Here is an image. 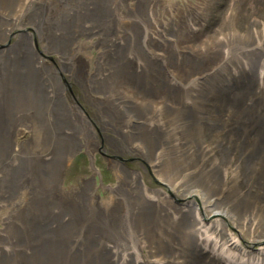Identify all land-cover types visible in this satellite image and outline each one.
Instances as JSON below:
<instances>
[{"label": "bare ground", "instance_id": "1", "mask_svg": "<svg viewBox=\"0 0 264 264\" xmlns=\"http://www.w3.org/2000/svg\"><path fill=\"white\" fill-rule=\"evenodd\" d=\"M140 1L150 10L158 0ZM21 3L11 11L12 14L0 11V21L13 23L30 7L38 5L42 8L38 13L46 14L41 22L52 27L47 28V35L54 38L56 33L52 31L56 29V20L71 15L65 6L52 5V0H22ZM26 5L29 6L24 8ZM108 5L113 10L117 8V2H108ZM122 5L125 6V1ZM233 5L237 7L238 0ZM142 6L145 10V5ZM45 7H48L47 12ZM176 8L177 4H174L169 11ZM188 8L198 14L194 5H188ZM156 11L161 18L168 14L163 8ZM180 17L186 19L185 22ZM170 20V26L176 31L180 29L179 24L194 29V24L199 23L187 15H174L167 22ZM233 23L229 19L228 31L218 32L215 38L204 35L205 40L198 50L187 51L179 44L178 36L166 38L171 41V48L166 52H170L168 57L146 55L149 61L153 60L152 71L142 64L143 60L135 63L132 51L125 54V49L130 47L112 49L120 44V30L109 40L110 58L117 60L110 74L117 73L119 63L124 61L130 69L121 68L123 77L132 80L145 95L155 88L157 90L151 93H157L160 87L164 93L162 101L133 100L127 90L122 91L117 84L108 86L106 91L98 89L102 97L96 96L91 85L97 87L103 81L100 79L108 73H103V69L100 73H82L87 78L86 91L103 108L104 115L113 124L115 138L121 139L120 144L151 156L148 168L163 186L146 185L139 170L131 169L125 174L112 160L119 180L111 198L103 203L98 200L95 186L82 185L66 190L61 185L65 162L54 163V159L42 155L43 161H50L54 166L57 191L50 196L52 202L42 207V214H45L41 224L35 226V245L24 241L28 235L26 221L16 209L20 201L14 199L12 207L5 210L1 217L4 226L0 227V239L3 240L0 241V264H10V261L18 264L24 248L37 250L36 256L39 249H44L39 260L46 261L44 264H264V21L253 20L242 32H237ZM6 25L1 31L9 35L11 29ZM177 34L184 37V33ZM19 36L22 37V33ZM155 37L161 40L157 33L144 28L142 44L147 38ZM135 43L133 38L131 44ZM166 59L169 61L165 62ZM43 62V59H37L32 68L37 69V64ZM180 63H190L194 67L186 73L176 67ZM209 63L213 64L210 68L207 67ZM166 65L174 66L176 74L165 70ZM199 65L204 75L193 71ZM106 77L103 79L111 85L110 77ZM45 91L47 93L41 95L50 97L53 94ZM135 101L146 106L144 112L136 114L135 108H128L127 112L123 109V105ZM71 107L70 110L67 107L69 117L89 128L85 117L81 113L72 114ZM203 112H206L205 116ZM10 119L0 113V135L6 144L12 134H9ZM130 128L144 132L140 142L129 132ZM68 133L73 134V131ZM15 135L23 136V127L18 128ZM4 146L9 150V145ZM86 150L92 156V148L86 146ZM91 169L94 168L91 166ZM170 193L180 202L172 209L165 199ZM31 194L32 191L24 194L28 197L26 203ZM160 203L169 207L163 208ZM8 204L0 202V207ZM37 233L42 241L37 240Z\"/></svg>", "mask_w": 264, "mask_h": 264}, {"label": "rangeland", "instance_id": "2", "mask_svg": "<svg viewBox=\"0 0 264 264\" xmlns=\"http://www.w3.org/2000/svg\"><path fill=\"white\" fill-rule=\"evenodd\" d=\"M21 1L0 0V11L12 14L16 8L22 5ZM122 1H125V6L122 5ZM234 1L158 0L157 5L152 6L149 10V7L140 0H99V2L98 0H61L60 2L52 0V5L54 4L56 7L59 4V7L65 6L64 8L71 13L68 17H60L56 20V32L52 31V33H56L54 38L47 35V28L52 27L47 26L46 22H41L42 17L46 14L38 13L42 10L38 5L30 7L23 16H19L13 23L7 22L6 25L0 21V113H5L11 118L9 134L12 133L7 144L4 143L5 140L0 135L2 137L0 138V169L2 170H0V193H2L0 194V202L9 203L7 207H0V227L4 226L1 217L4 212L6 213L5 210H8L7 208L10 206L12 207V202L20 201L16 204V209L21 219L26 221L25 230L26 235H28L25 236L24 241L27 244L35 245V226L41 224L45 214H42V207L52 202L50 196L57 191L54 166L49 163L50 161H43L42 155L54 159V163L65 162L61 171V185L66 190H74L82 185L95 186L98 200L103 203L111 198L119 180L117 168L113 165L112 160L118 163L117 166H121L118 168L125 174H128L131 169L139 170L146 185L152 188L163 186L148 168L151 156L125 148L120 144L121 139L115 138L113 124L104 115L103 108L95 103L90 93H87L88 88L85 81L87 78H84L82 73H100L103 69V73L106 74L108 71L107 77H104H110L111 85H107L108 81L103 79L104 77L100 79L103 81L97 87L94 84L91 85L92 82L90 83L92 89L96 91L94 93L96 96L101 95L100 97H102L100 90L106 91L108 86L117 84L122 91L127 90V94L133 100L154 99L153 101L160 102L164 93L158 87L159 84L155 85L158 87L157 93H151L157 90L155 88V90H150L151 95L149 93L145 95L144 90L137 89L132 80L123 77L120 73L121 68L130 69L124 61L119 63L120 67L118 66L117 73L113 76L110 74L112 66L117 64V60L113 59L114 63L110 58L109 40L114 38L120 30V44L112 47V49L122 50L124 47H130L131 49H125V54L132 51L135 55V63H140L143 60L141 61L142 64L147 65L152 71L153 60L149 61L146 55L148 53L155 54L161 59L168 57L170 52L167 54L166 52L171 48V41H167L166 38H172L173 35L178 36L181 39L179 44L187 51H193L192 49L198 50L202 47V42L205 40L204 35L215 38L218 32H227L229 19L234 21L232 26L237 32L244 31L253 20L264 21V0H238L237 7L233 5ZM108 2H117V8L113 10L109 7ZM143 4L146 7L145 10L142 8ZM174 4H177V8L173 12L169 11ZM188 5H194L198 9V14L188 11ZM28 6L26 5L24 8ZM45 8H47L45 9L47 12L48 7ZM162 8L168 11V14L163 15L164 18L159 17L156 11V9ZM174 15L176 17L191 16L199 23L194 24V29L179 24L180 29L176 31L170 26L171 20L167 22V19ZM55 16L51 17V20L49 17V20L52 21ZM72 16L73 18H71ZM181 19L182 21L186 20ZM3 25L11 29L9 35L2 33ZM144 28L150 33H157L161 40L159 37L152 40L147 38L142 44ZM125 32L127 33L126 37ZM20 33H22L23 38L19 36ZM177 33H184V37ZM133 38L136 41L134 45L131 44ZM204 58L205 56L202 57V59ZM37 59L38 61L43 59L44 62L37 64V69H34L32 66ZM168 61V59L165 60V62ZM212 65L209 63L207 67L210 68ZM176 67L189 73L188 71L194 65L180 63L176 64ZM165 70L176 74L175 67L172 65H166ZM201 70L202 66L199 65L193 71L204 75ZM159 72H161L160 69ZM36 76L38 80L35 79ZM45 89L50 93L53 92V94L50 97L48 95L43 96L47 93ZM64 96L65 98H63ZM70 106L73 107H71L72 114L81 113L85 117L90 129L83 124H81L82 126L79 125L69 117L71 114L67 107L70 110ZM122 107L126 112L128 108H135V113L139 114L144 112L146 106H141L139 102L135 101ZM203 115L205 116L206 112H203ZM112 120L115 119L112 118ZM20 127L24 129L23 136L15 135L16 130ZM128 130L138 141L143 138V131L132 128ZM71 131L73 134L68 133ZM76 137L78 139L74 143ZM15 139L18 140V143ZM22 140L24 142H21ZM4 145H9V150H6ZM85 145L87 148H92V156L86 150ZM91 166L94 169H91ZM9 167L11 168L10 172H7ZM10 176L11 180L9 179ZM122 177L127 178L124 174ZM11 185L14 187H10ZM29 191H32V194L29 202L26 203L28 197L24 194L28 195ZM165 199L171 204V209L180 203L178 197L173 193L167 194ZM160 206L169 207L164 203H160ZM13 207L15 208V205ZM9 229L10 227H8ZM39 235L37 233V240L42 241ZM0 241L3 242L2 239ZM23 251L18 264H44L46 262L39 261L44 249H39L38 256L35 255L37 250L24 248ZM10 264L14 263L10 261Z\"/></svg>", "mask_w": 264, "mask_h": 264}]
</instances>
